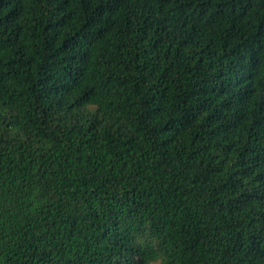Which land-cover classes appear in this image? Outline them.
Listing matches in <instances>:
<instances>
[{
  "label": "trees",
  "instance_id": "trees-1",
  "mask_svg": "<svg viewBox=\"0 0 264 264\" xmlns=\"http://www.w3.org/2000/svg\"><path fill=\"white\" fill-rule=\"evenodd\" d=\"M0 264H264V0H0Z\"/></svg>",
  "mask_w": 264,
  "mask_h": 264
}]
</instances>
